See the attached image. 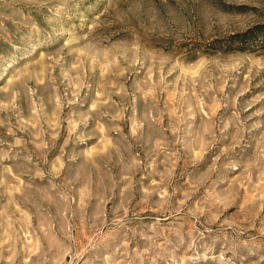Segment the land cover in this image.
I'll use <instances>...</instances> for the list:
<instances>
[{
    "label": "rangeland",
    "instance_id": "374dc122",
    "mask_svg": "<svg viewBox=\"0 0 264 264\" xmlns=\"http://www.w3.org/2000/svg\"><path fill=\"white\" fill-rule=\"evenodd\" d=\"M0 264H264V0H0Z\"/></svg>",
    "mask_w": 264,
    "mask_h": 264
}]
</instances>
